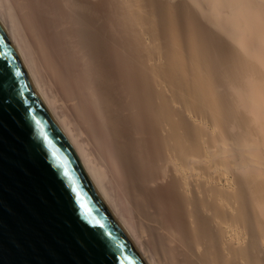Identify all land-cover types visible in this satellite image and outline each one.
<instances>
[{
    "label": "bare ground",
    "instance_id": "6f19581e",
    "mask_svg": "<svg viewBox=\"0 0 264 264\" xmlns=\"http://www.w3.org/2000/svg\"><path fill=\"white\" fill-rule=\"evenodd\" d=\"M0 24L146 264H264V0H0Z\"/></svg>",
    "mask_w": 264,
    "mask_h": 264
},
{
    "label": "water",
    "instance_id": "95a60500",
    "mask_svg": "<svg viewBox=\"0 0 264 264\" xmlns=\"http://www.w3.org/2000/svg\"><path fill=\"white\" fill-rule=\"evenodd\" d=\"M0 264H146L43 104L1 24Z\"/></svg>",
    "mask_w": 264,
    "mask_h": 264
},
{
    "label": "snow or ice",
    "instance_id": "6c2138e0",
    "mask_svg": "<svg viewBox=\"0 0 264 264\" xmlns=\"http://www.w3.org/2000/svg\"><path fill=\"white\" fill-rule=\"evenodd\" d=\"M65 176H67V173L65 172ZM86 215H91L90 214V212L89 213H86ZM99 222L97 221V224H98Z\"/></svg>",
    "mask_w": 264,
    "mask_h": 264
}]
</instances>
